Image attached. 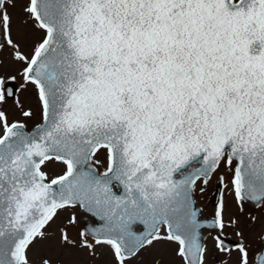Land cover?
<instances>
[{
  "label": "snow or ice",
  "instance_id": "6c2138e0",
  "mask_svg": "<svg viewBox=\"0 0 264 264\" xmlns=\"http://www.w3.org/2000/svg\"><path fill=\"white\" fill-rule=\"evenodd\" d=\"M0 264H264V0H0Z\"/></svg>",
  "mask_w": 264,
  "mask_h": 264
}]
</instances>
